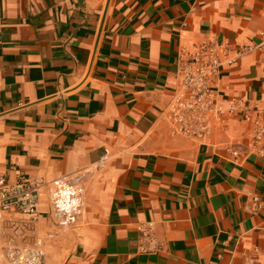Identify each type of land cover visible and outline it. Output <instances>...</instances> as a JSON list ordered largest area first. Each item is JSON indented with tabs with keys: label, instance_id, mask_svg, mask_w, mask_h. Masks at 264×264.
<instances>
[{
	"label": "crops",
	"instance_id": "crops-1",
	"mask_svg": "<svg viewBox=\"0 0 264 264\" xmlns=\"http://www.w3.org/2000/svg\"><path fill=\"white\" fill-rule=\"evenodd\" d=\"M263 33L264 0H0V175L44 183L46 264H264L252 125L212 119L192 140L163 117L205 43L234 57L220 105L247 101L264 125Z\"/></svg>",
	"mask_w": 264,
	"mask_h": 264
},
{
	"label": "built area",
	"instance_id": "built-area-1",
	"mask_svg": "<svg viewBox=\"0 0 264 264\" xmlns=\"http://www.w3.org/2000/svg\"><path fill=\"white\" fill-rule=\"evenodd\" d=\"M263 41L260 48L264 49ZM244 47L239 53L250 50ZM234 57L220 52L211 44L195 45L191 52L184 54L177 64L176 77L179 89L163 112L172 134L192 140H202L210 129L211 120L238 117L253 127L252 149L264 156V125L255 115L253 106L247 101L231 100L220 105L214 91V83L223 65L231 64ZM234 157L238 151H231ZM44 183L20 175L9 182L0 175V264H46L44 244L37 239L39 224L37 190ZM258 198H253L257 205ZM139 251L154 252L157 248L152 224L139 228ZM245 264H255L247 259Z\"/></svg>",
	"mask_w": 264,
	"mask_h": 264
}]
</instances>
